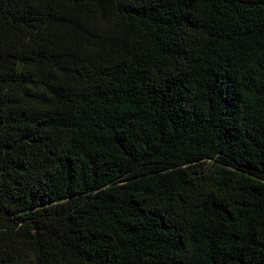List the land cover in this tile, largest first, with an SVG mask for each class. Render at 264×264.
<instances>
[{
  "label": "trees",
  "instance_id": "trees-1",
  "mask_svg": "<svg viewBox=\"0 0 264 264\" xmlns=\"http://www.w3.org/2000/svg\"><path fill=\"white\" fill-rule=\"evenodd\" d=\"M0 264H264V0H0Z\"/></svg>",
  "mask_w": 264,
  "mask_h": 264
}]
</instances>
